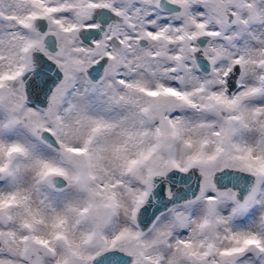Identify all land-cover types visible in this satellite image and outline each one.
<instances>
[{"label": "snow or ice", "instance_id": "1", "mask_svg": "<svg viewBox=\"0 0 264 264\" xmlns=\"http://www.w3.org/2000/svg\"><path fill=\"white\" fill-rule=\"evenodd\" d=\"M0 264H264V0H0Z\"/></svg>", "mask_w": 264, "mask_h": 264}]
</instances>
